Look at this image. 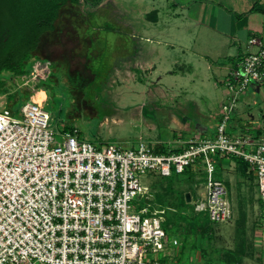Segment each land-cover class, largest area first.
<instances>
[{"label":"built area","instance_id":"built-area-1","mask_svg":"<svg viewBox=\"0 0 264 264\" xmlns=\"http://www.w3.org/2000/svg\"><path fill=\"white\" fill-rule=\"evenodd\" d=\"M246 48L224 80L228 95L215 133L178 147L93 143L76 125L54 127L44 104L27 99L12 110L0 95V264H170L181 242L165 228L151 178L197 172L205 190L191 197L194 210L227 222L234 210L215 175L220 158L248 163L264 234V139L228 128L241 96L264 89V42L251 36ZM49 74L50 62L38 59L21 86L33 88Z\"/></svg>","mask_w":264,"mask_h":264},{"label":"rangeland","instance_id":"rangeland-1","mask_svg":"<svg viewBox=\"0 0 264 264\" xmlns=\"http://www.w3.org/2000/svg\"><path fill=\"white\" fill-rule=\"evenodd\" d=\"M95 1L81 0L80 4H66L62 8L57 29L47 35L43 47L44 55L47 54V57L43 56L44 60L52 63L51 79L45 83L39 80L38 85L31 88L28 85L21 86V79L12 78L6 84V92L0 89L1 99L11 104L14 110L26 101L25 93H30L28 99H31L32 94L42 85L46 98L39 103L44 104L50 112L54 127L62 130V126L76 125L81 136L93 143L112 142L124 147H135L140 141H160L171 146L180 136L187 139L194 134L200 135L195 129L200 124L211 127V122L208 125L199 122L203 120L199 113H204L201 107L205 106L201 96L208 95L210 90L201 91L198 84L185 85L182 81L179 85H185L187 93H179L180 97L175 99L174 95L180 92V86L174 88V83L168 80L164 91L160 92L162 94L151 99L146 92V84L142 83L145 78L133 90L132 86L128 87L127 83H122V79L113 74L111 65L114 63V55L107 44L108 38L128 34L120 22L122 16L119 14L124 0H117L115 9L106 3L99 10L92 7ZM135 2L138 9L139 1ZM86 36L92 38V43L83 40ZM52 73L54 77H51ZM73 84L76 86L74 89ZM212 93L216 95L210 98L211 107L216 110L222 95L215 91ZM227 95L225 91L223 102ZM188 98L196 100L200 110L197 112L189 106L185 113L187 120H182L184 130L180 134L178 124L174 122L178 117L174 113H179L176 100L187 103ZM242 98L243 103L250 105L243 118L251 120L261 117L264 99H257L260 105H254V98ZM202 133L207 135V132ZM215 175L226 181L234 210L233 217L227 222L194 228L191 222L180 220L178 214H175L177 223L174 226L170 222L169 228H174L173 235L185 238L178 264H264V234L258 225L260 203L255 176L243 171L232 158L221 160ZM141 179L150 185L146 177ZM151 179L152 200H162L163 206H158L165 208L166 213L170 208L180 210L187 192L192 193L193 201L194 197L205 190L198 176L173 174L169 178L156 176ZM138 203L139 206H145L147 200L141 199ZM170 213L173 216L172 211ZM175 252L176 249L172 256Z\"/></svg>","mask_w":264,"mask_h":264},{"label":"crops","instance_id":"crops-1","mask_svg":"<svg viewBox=\"0 0 264 264\" xmlns=\"http://www.w3.org/2000/svg\"><path fill=\"white\" fill-rule=\"evenodd\" d=\"M135 1L124 0L121 13L118 12L128 34L112 37L114 40L108 38L107 46L114 55L113 74L133 90L145 78L142 83L146 84L151 99L162 94L168 80L174 83V88L183 81L185 85L198 84L201 91L210 90L208 95L201 96L205 106L201 107L204 113H199L203 117L199 122L213 125L208 128L200 124L195 128L200 135L187 139L176 135L178 138L171 147L190 139L212 136L220 120L226 91L224 80L230 68L247 52V40L251 36L264 42V0H137L138 9ZM106 3L114 9L118 4L117 0H99L92 7L99 10ZM83 40L92 43L91 37ZM185 85H179L180 92L174 95L175 99L180 97L179 93H187ZM212 91L222 95L216 110L211 107L210 98L216 95ZM243 96L254 98L257 105V99H264V89L252 87ZM241 99L232 114L229 131L249 132L257 139H264V112L261 117L245 120L243 114L250 105ZM176 103L180 114L173 112L178 114L174 122L181 134L187 109L190 106L198 112L200 104L192 98H188L187 103L177 99ZM203 134L205 136H201Z\"/></svg>","mask_w":264,"mask_h":264},{"label":"trees","instance_id":"trees-1","mask_svg":"<svg viewBox=\"0 0 264 264\" xmlns=\"http://www.w3.org/2000/svg\"><path fill=\"white\" fill-rule=\"evenodd\" d=\"M85 1L89 2V0ZM80 2L81 0H0V89L3 92L7 91L6 84L8 80L27 75L31 71L35 61L38 59L44 60V43L46 42L47 35L56 31L62 8L66 4L77 5ZM98 2L99 0H96L94 4ZM45 57H47V54ZM50 64L52 65L51 62ZM87 66L89 69V65ZM5 72L7 75H4ZM92 74L95 75L93 72ZM49 75L47 78L42 79L44 83L51 79ZM54 76L52 73L51 77ZM35 85H38V82ZM41 86L38 89L42 88ZM74 87L76 86L73 84V89ZM29 95L30 93H25L26 100ZM71 127V125H66L62 126L61 129L66 130ZM162 146L163 144L157 146V150L159 147L162 148ZM231 158L240 164L243 171L253 174L247 162L236 157ZM221 160L220 158L218 164ZM183 174L186 177L198 176L197 172L190 169L186 170ZM255 188L257 189L256 185ZM184 199L180 210L178 208H170L171 210L166 213L165 228L169 233L173 234V231H175L174 228H169L170 222L174 226L177 223V219H174L175 214H178V219L180 218V220L184 219L191 222L190 224L194 228L215 224L210 220L207 213L196 212L191 201H187L186 195ZM154 203L163 206L162 200L154 201ZM170 211H172L173 216H170ZM176 233L178 232H174V234ZM179 240L181 242L179 244L180 247L178 246L176 248L170 264L179 263L180 253L185 246V238L182 237Z\"/></svg>","mask_w":264,"mask_h":264},{"label":"bare ground","instance_id":"bare-ground-1","mask_svg":"<svg viewBox=\"0 0 264 264\" xmlns=\"http://www.w3.org/2000/svg\"><path fill=\"white\" fill-rule=\"evenodd\" d=\"M46 98V93L44 89L40 88L37 89L31 96V99L35 102H42Z\"/></svg>","mask_w":264,"mask_h":264},{"label":"water","instance_id":"water-1","mask_svg":"<svg viewBox=\"0 0 264 264\" xmlns=\"http://www.w3.org/2000/svg\"><path fill=\"white\" fill-rule=\"evenodd\" d=\"M186 199L188 202L191 201V194L189 192L186 193Z\"/></svg>","mask_w":264,"mask_h":264}]
</instances>
